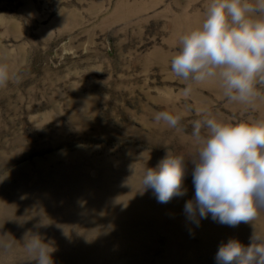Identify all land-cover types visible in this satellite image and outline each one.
I'll list each match as a JSON object with an SVG mask.
<instances>
[{"label": "rangeland", "instance_id": "rangeland-1", "mask_svg": "<svg viewBox=\"0 0 264 264\" xmlns=\"http://www.w3.org/2000/svg\"><path fill=\"white\" fill-rule=\"evenodd\" d=\"M211 0H0V264H35L21 247L38 233L55 264H217L221 244L264 235V210L236 227L195 223L197 119L264 120V101L230 102L218 82L171 71L182 35ZM264 91V89H262ZM182 116L183 131L154 119ZM169 152L187 158L184 195L159 203L141 180ZM10 234V235H9Z\"/></svg>", "mask_w": 264, "mask_h": 264}, {"label": "clouds", "instance_id": "clouds-1", "mask_svg": "<svg viewBox=\"0 0 264 264\" xmlns=\"http://www.w3.org/2000/svg\"><path fill=\"white\" fill-rule=\"evenodd\" d=\"M180 45L170 67L186 82L184 96L192 94L194 84L215 81L230 102L264 101V0H211L202 26L182 35ZM10 79L7 64L0 63V87ZM154 119L183 131L179 113L159 111ZM192 129L203 146L192 159L195 199L185 205L188 217L197 224V217L209 214L231 227L253 223L264 210V120L232 124L205 117ZM186 160L168 152L155 168L146 169L143 190L151 189L159 203L184 195ZM10 236L0 244L2 257L14 254L17 240ZM250 239L249 245L236 239L221 244L217 264H264V235L254 232ZM21 247L27 261L55 264V249L38 233H26Z\"/></svg>", "mask_w": 264, "mask_h": 264}]
</instances>
